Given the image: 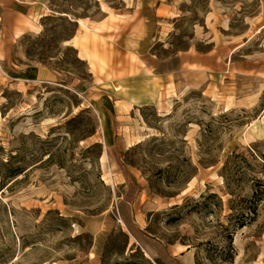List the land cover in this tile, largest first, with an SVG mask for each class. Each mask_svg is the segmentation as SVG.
I'll list each match as a JSON object with an SVG mask.
<instances>
[{
    "label": "rangeland",
    "instance_id": "1",
    "mask_svg": "<svg viewBox=\"0 0 264 264\" xmlns=\"http://www.w3.org/2000/svg\"><path fill=\"white\" fill-rule=\"evenodd\" d=\"M38 2L0 66V264H264V77L223 79L264 76V0ZM107 13L152 24L162 71L218 48L223 88L177 73L166 111L121 114L71 44Z\"/></svg>",
    "mask_w": 264,
    "mask_h": 264
},
{
    "label": "crops",
    "instance_id": "2",
    "mask_svg": "<svg viewBox=\"0 0 264 264\" xmlns=\"http://www.w3.org/2000/svg\"><path fill=\"white\" fill-rule=\"evenodd\" d=\"M43 11L38 0H1V67L3 63H9L18 39L35 29L37 21L46 16ZM86 20V27L77 22L78 30L71 44L78 58L89 66L97 86L102 87L104 95L115 102L121 114L128 115L143 107L163 108L166 111L173 94L177 93V73L196 72L198 77L203 78L200 85L190 88L212 82L216 88H223V57L217 53L218 48L206 52L190 48L177 55L178 69L162 71L157 57L152 53L153 26L148 20L136 24L133 29V25H128L131 19L118 13H107L99 21ZM254 66L251 62L238 63L231 76L223 79L236 74L264 77L260 69L252 70ZM44 70L39 66H28L23 74L27 80L34 81L44 78L47 72ZM217 74L220 79H215ZM253 126L255 128L248 133L251 140H264V115Z\"/></svg>",
    "mask_w": 264,
    "mask_h": 264
},
{
    "label": "bare ground",
    "instance_id": "3",
    "mask_svg": "<svg viewBox=\"0 0 264 264\" xmlns=\"http://www.w3.org/2000/svg\"><path fill=\"white\" fill-rule=\"evenodd\" d=\"M79 22L83 27H86V19H79Z\"/></svg>",
    "mask_w": 264,
    "mask_h": 264
},
{
    "label": "built area",
    "instance_id": "4",
    "mask_svg": "<svg viewBox=\"0 0 264 264\" xmlns=\"http://www.w3.org/2000/svg\"><path fill=\"white\" fill-rule=\"evenodd\" d=\"M0 3H1V0H0ZM1 24H2V19L0 18V31H1Z\"/></svg>",
    "mask_w": 264,
    "mask_h": 264
}]
</instances>
